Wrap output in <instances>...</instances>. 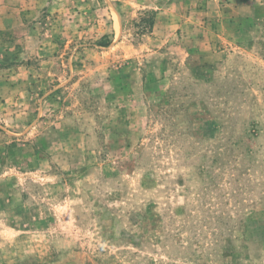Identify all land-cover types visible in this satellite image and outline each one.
Wrapping results in <instances>:
<instances>
[{
    "label": "rangeland",
    "instance_id": "obj_1",
    "mask_svg": "<svg viewBox=\"0 0 264 264\" xmlns=\"http://www.w3.org/2000/svg\"><path fill=\"white\" fill-rule=\"evenodd\" d=\"M0 264H264V0H0Z\"/></svg>",
    "mask_w": 264,
    "mask_h": 264
}]
</instances>
